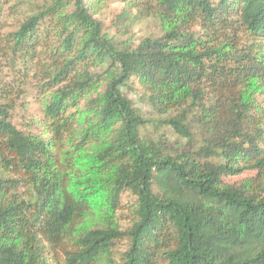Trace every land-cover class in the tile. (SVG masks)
I'll return each instance as SVG.
<instances>
[{"label":"trees","instance_id":"1","mask_svg":"<svg viewBox=\"0 0 264 264\" xmlns=\"http://www.w3.org/2000/svg\"><path fill=\"white\" fill-rule=\"evenodd\" d=\"M123 1L0 0V264H264V0Z\"/></svg>","mask_w":264,"mask_h":264},{"label":"rangeland","instance_id":"2","mask_svg":"<svg viewBox=\"0 0 264 264\" xmlns=\"http://www.w3.org/2000/svg\"><path fill=\"white\" fill-rule=\"evenodd\" d=\"M94 10L96 18L101 20L105 30L112 35H116L122 43L135 45L143 36L158 35L159 33L155 19L139 16L137 9L132 7L130 2L99 0ZM125 92L134 106L142 110L146 108V96L139 85H133L132 89L125 90ZM26 100V111H18L13 118L14 122H20L24 117L23 114L34 118L40 116V106L37 101L29 95ZM126 200L127 197H124L123 201ZM125 214L127 213L122 210L117 211V218L121 225L125 224Z\"/></svg>","mask_w":264,"mask_h":264}]
</instances>
